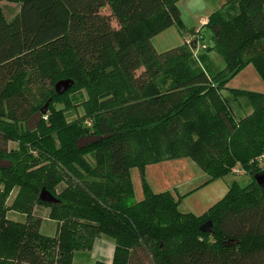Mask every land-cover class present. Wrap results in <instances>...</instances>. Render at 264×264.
<instances>
[{
    "label": "trees",
    "instance_id": "16d2710c",
    "mask_svg": "<svg viewBox=\"0 0 264 264\" xmlns=\"http://www.w3.org/2000/svg\"><path fill=\"white\" fill-rule=\"evenodd\" d=\"M15 1L8 19L0 0V160L11 163L0 169V264H73L102 236L113 258L95 264H264V187L250 175L264 170V94L227 87L250 64L264 80V0H223L201 53L199 29L168 51L153 43L172 26L186 33L178 0ZM66 79L74 86L57 94ZM243 97L253 112L238 120L231 102ZM48 101L47 119L29 130ZM70 105L84 114L69 120ZM92 136L108 138L79 148ZM182 158L209 177L199 188L238 165L253 180L233 181L201 216L180 212L187 194L176 191L146 185L135 201L130 168ZM43 190L59 202L41 200ZM36 206L50 208L55 236L41 233ZM208 221L214 234L200 230Z\"/></svg>",
    "mask_w": 264,
    "mask_h": 264
},
{
    "label": "rangeland",
    "instance_id": "374dc122",
    "mask_svg": "<svg viewBox=\"0 0 264 264\" xmlns=\"http://www.w3.org/2000/svg\"><path fill=\"white\" fill-rule=\"evenodd\" d=\"M222 1L223 0H178L177 5L181 11L182 20L187 31L184 36H182L176 26L168 28L163 31V33H160L157 38L155 37L153 39L156 49L160 52H164L184 44L187 39L191 38L189 32L192 29L201 30L203 46L205 45L203 48L204 51L206 48L211 47L213 45L212 34L207 27H205V24L206 21L209 20L212 13L221 7L220 5L223 3ZM20 7L21 4L15 0H1V9L8 19H11L14 15H16L20 11ZM102 14L109 15L110 10L106 8L102 10ZM114 26L118 27L115 22ZM203 50L201 52H203ZM216 57L219 62V67L223 68V60L218 55H216ZM231 88L264 94V80L253 64H250L236 76L233 83H231ZM82 90V93L87 91L86 89ZM224 94L225 96L227 95L231 98L229 92H225ZM231 100L233 99L231 98ZM247 104L250 103L244 97L231 102L232 110L237 119L243 118L246 116V113H249L250 109L248 108L250 105ZM60 107L64 106L60 105ZM69 108H72V106L70 105ZM84 112V107L78 105L75 108L68 110V118L69 120H75L82 116ZM9 148H18V145L17 143L10 142ZM90 160L93 161L91 157ZM181 166L183 171H175L180 169ZM260 166L262 168L264 163ZM237 169H240L243 174L239 175L236 172ZM129 175L133 186L135 201H141L144 198V188L146 185L156 193L171 190V188L175 187L174 184L180 185V187L186 185L185 187L179 189L180 193H187V195L184 194L186 196L180 203L179 210L182 213H192L196 216L205 214L209 208L212 207L213 204L210 205L209 203L211 202L209 201L214 198V192L217 194V191L220 189L218 184L227 182L231 185L233 181H237L240 185L246 186L251 182V180H253L250 175H247L246 170L242 166L238 165L231 174L226 176L227 178L225 177L224 181H219L220 179L212 181L198 190V187L205 183L204 178L207 177V175L190 159H186V161L168 162L165 165L147 166L144 174L141 173L137 167L130 168ZM65 187L66 185L64 183L60 184L57 188L58 192L62 191ZM16 194L17 189L11 193L7 204L10 205L13 202ZM49 213L50 208L46 206H36L34 209V215L42 218L41 233L47 236H55L58 224L56 221L49 218ZM7 217L13 221H26L25 215L14 211H10ZM105 238L114 243L112 238L106 236ZM91 256L93 255L86 251L77 252L74 264H94L95 260H92Z\"/></svg>",
    "mask_w": 264,
    "mask_h": 264
},
{
    "label": "water",
    "instance_id": "95a60500",
    "mask_svg": "<svg viewBox=\"0 0 264 264\" xmlns=\"http://www.w3.org/2000/svg\"><path fill=\"white\" fill-rule=\"evenodd\" d=\"M196 43H197V41H196ZM195 49H196V46H195ZM73 86H74V81L71 79H66V80H61V81L57 82L55 85V89H56L57 94L63 95L67 91H69ZM50 102L51 101H48L39 112L35 113L34 115H32L29 118V120L27 121V126H28L29 130L34 131L37 128V126L42 122V120L44 119V117L48 113V107H49ZM103 138H108V136H105V137H98V136L86 137V138H83V139L78 141V146H79V148H83L86 145L95 144V143L99 142L100 140H102ZM9 166H11V163L9 161L0 160V169L6 168ZM250 175H254V178H255L256 182L258 183V185L261 187H264V170L262 172H259L256 174H254L252 171L250 173ZM40 199L43 200L44 202L49 203V204H54V203L59 202V200L52 193L48 192L47 190L42 191V193L40 195ZM200 230L204 233H210V234L215 233L214 226H213V223L211 221H208L205 224H203L201 226ZM230 243H235V242H230Z\"/></svg>",
    "mask_w": 264,
    "mask_h": 264
},
{
    "label": "crops",
    "instance_id": "0c3cea01",
    "mask_svg": "<svg viewBox=\"0 0 264 264\" xmlns=\"http://www.w3.org/2000/svg\"><path fill=\"white\" fill-rule=\"evenodd\" d=\"M221 6V5H220ZM206 21V20H205ZM204 22V21H203ZM207 22V21H206ZM163 33V32H162ZM160 35V34H159ZM158 37V35L156 36V38ZM191 39V38H190ZM190 39H187V42H189L190 41ZM194 41H195V46H196V51L197 52H201L202 50H203V48L205 47V45L203 46V41H202V39H201V41H198L197 39H194ZM196 41H197V43H196ZM185 43V42H184ZM203 46V47H202ZM213 56V55H212ZM247 68V67H246ZM244 70V69H243ZM236 78V77H235ZM235 78H233L228 84H227V87L228 88H231V83H233V81H234V79ZM247 105H250V104H247ZM248 109H250L249 110V113H246V116L247 115H250L252 112H253V107L250 105L249 106V108ZM241 119V118H240ZM239 120V119H238ZM186 159H188V158H182V159H175V160H169V161H164V162H160V163H156V164H152V165H148V166H155V165H165V164H167L168 162H176V161H186ZM179 164H181L180 162H178ZM172 164V163H171ZM188 165V164H187ZM179 170H181V171H183V168H182V166L180 167V169H178V170H175V171H179ZM208 176L207 177H205L204 178V180H205V182L208 180ZM227 178V177H226ZM225 180V178H223V179H220L219 181H224ZM204 184V183H203ZM203 184H201V185H203ZM200 185V186H201ZM174 186L175 187H173V188H171V190H167V191H176V192H178L179 194H181V196H183L184 194H187V193H180L179 192V189H181V188H183V187H185V186H183V187H180V185H175L174 184ZM199 186V187H200ZM198 187V188H199ZM218 187H220V189L217 191V194H216V192H214V198L213 199H211V201H209V202H211V203H209L210 205L211 204H215L216 202H218L220 199H222L225 195H226V193L228 192V190H229V187H230V185H229V183H227V182H224L223 184H218ZM202 188V187H201ZM197 189V188H196ZM199 190V189H198ZM162 192H165V191H162ZM156 193V192H155ZM182 202V201H181ZM114 249H115V244L113 243V242H111L110 240H107L105 237H100V238H98L97 239V241L95 242V244H94V247L92 248V250H90V251H86V252H88V253H90L91 255H93V256H91V258H92V260L94 259L95 261V263L97 262V261H102V262H106V263H111L112 262V258H113V253H114ZM75 256H76V254H75ZM74 259H75V257H74ZM94 263V264H95ZM74 264V263H73Z\"/></svg>",
    "mask_w": 264,
    "mask_h": 264
},
{
    "label": "built area",
    "instance_id": "2783aa9c",
    "mask_svg": "<svg viewBox=\"0 0 264 264\" xmlns=\"http://www.w3.org/2000/svg\"><path fill=\"white\" fill-rule=\"evenodd\" d=\"M44 119H47V117L45 116ZM88 125H91V123L88 122ZM236 172L239 174V175H242L243 172L240 170V169H237Z\"/></svg>",
    "mask_w": 264,
    "mask_h": 264
}]
</instances>
